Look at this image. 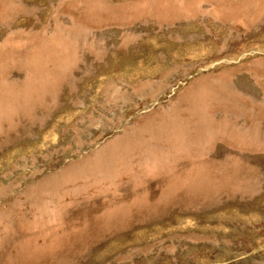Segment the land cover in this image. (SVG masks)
I'll use <instances>...</instances> for the list:
<instances>
[{"label":"rangeland","instance_id":"obj_1","mask_svg":"<svg viewBox=\"0 0 264 264\" xmlns=\"http://www.w3.org/2000/svg\"><path fill=\"white\" fill-rule=\"evenodd\" d=\"M0 264H264V0H0Z\"/></svg>","mask_w":264,"mask_h":264}]
</instances>
